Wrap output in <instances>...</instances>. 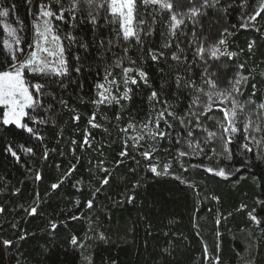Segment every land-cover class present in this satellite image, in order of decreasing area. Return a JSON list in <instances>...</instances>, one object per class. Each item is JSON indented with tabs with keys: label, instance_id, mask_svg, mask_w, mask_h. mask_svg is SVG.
Returning a JSON list of instances; mask_svg holds the SVG:
<instances>
[{
	"label": "trees",
	"instance_id": "1",
	"mask_svg": "<svg viewBox=\"0 0 264 264\" xmlns=\"http://www.w3.org/2000/svg\"><path fill=\"white\" fill-rule=\"evenodd\" d=\"M229 3L232 6L226 13L210 9L195 30L197 35L207 37L208 46L222 36L226 40L222 50L237 53L232 58L221 56L218 61L209 59V64L214 65L210 71L219 69L218 83L224 86L231 79L235 66L243 64L241 71L250 78L241 99L251 98L257 104L264 103V19L258 18L254 25L249 23L248 27H242V12L250 9L238 7L241 0H221L224 6ZM5 9L9 10V16H0V48H3V40L7 39L3 28L5 21L17 29L22 23L25 28L19 34L31 42L32 14L38 10V0H31V3L29 0H0V11ZM186 24V36L180 37V47L185 50L187 63L198 73L203 62L197 57L196 63H193L195 44L191 48L186 47L194 40L191 35L193 25L190 21ZM61 27L65 31L72 30L71 23ZM154 27L153 35L147 40L153 48H157L165 42L160 33L166 31V25L158 21ZM225 29L227 32H224ZM73 34L87 41L91 40L93 29L90 23L80 19ZM252 42L255 43L249 51ZM73 53L83 55L78 45L73 46L72 52L66 48L70 68L74 63L71 58ZM129 55L133 59L140 56L134 48ZM87 61L81 73H71L70 79L76 83L65 80L67 88L54 85L49 89L58 99L66 101L68 108L56 104L53 111L47 113L52 116L53 123L30 125L40 129L44 136L42 142L30 139L26 132L14 125L4 126L0 115V207L4 208V212L0 213V242H13L10 247L0 243V264H17V261L19 264H86L85 256L91 257L92 264H216V257H219V264H243L249 257L251 244L256 245L254 264H264V205L256 203L264 201V163L256 160L253 153H248L243 159L250 157L253 162L246 167L240 162L242 157L237 155L233 168L240 170L234 171L225 180L202 168H188L189 163L199 162L196 159L189 161L183 158L188 171L173 160L169 175L155 177L143 167L145 161L131 146L130 156L120 157L122 141L126 137L119 128L124 127L130 117L141 121L153 114L154 108L162 107V103L150 101L152 90L158 92L161 102L169 99L175 103L172 100L176 92L175 82L168 67L175 62L170 56L168 63L152 62L140 56L137 63L148 73L151 87L143 83L130 85L133 88L132 99L127 103L122 101V109L116 104L95 106L90 102L98 94L96 83L107 86V82L103 79V64L97 62L94 49ZM180 72L183 73L182 68ZM113 73L119 80L121 69L114 68ZM132 75L134 73H129V76ZM253 84L256 85L255 95L250 96L254 91ZM186 100L187 96L182 94L180 109L186 106ZM71 109H75V114L80 116L78 122L72 120L74 113ZM3 111V106H0V113ZM93 112L96 113V123L102 124V128L89 125ZM117 113L122 117L119 122L113 119ZM105 128L107 131H104ZM86 132L91 134V148L81 144ZM172 132L174 136L183 132L178 122ZM73 140L77 142L75 145L71 143ZM8 144L17 150L19 162L6 151ZM20 145L34 147L35 155L20 151ZM45 147L49 150L47 159L42 158ZM177 147L174 142L168 144L165 141L161 148L170 152H158L159 159L171 160ZM101 159L112 176L109 185L95 194L94 207L90 210L86 201L91 198L92 190L100 186L99 180L104 175L95 168L96 162ZM121 159L123 163L117 167L116 162ZM136 161H140V166ZM72 166L76 171L58 189L52 190L51 184L61 179ZM37 173L41 175L38 181L34 179ZM137 181L141 186L135 188ZM192 183L196 185L195 189L189 187ZM126 195H134L135 200L128 203ZM212 196L218 197L219 202ZM77 200L80 201L78 206L75 204ZM122 200L123 204L117 203ZM33 201H39V207L36 215H29L25 209ZM241 205L246 207L241 208ZM253 208L256 209L253 214L261 219L259 226L248 217ZM73 215L82 219L73 220ZM52 223L57 225L54 231ZM90 224L94 231L105 233L109 238L107 243L86 239V233L93 235L88 232ZM25 234L27 238L21 240L19 237ZM73 235L85 241L83 249L71 245Z\"/></svg>",
	"mask_w": 264,
	"mask_h": 264
},
{
	"label": "snow or ice",
	"instance_id": "2",
	"mask_svg": "<svg viewBox=\"0 0 264 264\" xmlns=\"http://www.w3.org/2000/svg\"><path fill=\"white\" fill-rule=\"evenodd\" d=\"M231 6V3L228 6L222 5L221 0H139V3L138 0H38V10L32 14L31 42L19 34L25 28L22 23L19 29L7 23L3 24L8 38L3 40V48H0V106L6 109L0 113L2 124L14 125L17 129L26 132L30 139L34 138L42 142L44 136L40 129L30 125L53 123L52 116L47 113L52 112L56 104L68 108L67 102L58 99L49 89L54 85L67 88L68 83H65V80L76 83L75 80L70 79L71 73L82 72L83 67L88 63L87 57L93 49L96 52L97 62L103 64V79L107 82V86L105 83H96L98 94L90 102L95 106L116 104L122 109L124 104L121 102L127 103L132 99L133 88L130 85L138 86L139 83H143L151 87L148 73L137 63L140 56L157 63H168L170 56L171 61L175 62L168 64L175 82L176 92L172 97L175 103L169 99L161 102L158 92L152 90L150 101L156 104L162 103V107L154 108L153 114L141 121L130 117L127 124L119 128L126 137L122 141L123 148L119 156L129 157L131 146V149L139 152L145 161L143 167L155 177L169 175L173 160L179 163L184 171H188V168H202L225 180L234 174V171L240 170L233 168V161L237 155L242 157L240 162L246 167L253 162L250 157L243 159L248 153H253L256 160L264 163V103L257 104L251 98L241 99L244 86L250 78L241 71L244 68L243 64L235 66L231 79L227 80L224 86L218 83L219 69L210 71L214 65L209 64V59L218 61L221 56L232 58L236 57L237 53L222 50L226 45V40L222 36L216 43L208 46L207 37L202 34L197 35L195 30V26L202 17L208 15L210 9L222 10L226 13ZM238 7L250 9L242 12V27H248L249 23L254 25L258 18L264 19V0H241ZM165 14H167L166 18ZM0 16L8 17L9 10L0 11ZM80 19L91 24L93 29L91 40L86 41L73 34ZM158 21L166 25V31L160 33L165 42L153 48L147 38L153 35L154 25ZM186 21H190L193 25L191 35L194 37L186 47L191 48L195 44L193 63H196L197 57L203 62L198 73L187 63L185 50L180 47L182 42L180 37L186 36L184 31L187 28ZM68 23L72 24L71 31H65L61 27ZM224 32H227V29ZM254 43L249 44V51ZM74 45L79 46L83 55L73 53L71 58L74 63L70 68L65 52L66 48L72 52ZM133 48L140 54L137 59L129 55ZM114 68L121 69L119 80L113 73ZM161 71L163 72V69ZM129 73L134 75L129 76ZM252 88L254 91L250 96L255 95L256 85L253 84ZM182 94L187 96V100L186 106L180 109ZM71 111L74 113L72 120L78 122L80 116L75 114V109ZM104 119L108 118L105 116ZM113 119L119 122L122 117L117 113ZM176 122L183 132L174 136L172 129ZM88 123L92 128L103 127L102 124L96 123L95 112L90 116ZM162 123L163 127H161ZM104 131L107 129L105 128ZM90 136V133H85L81 142L82 147H92ZM165 141L168 144L174 142L178 147L172 153L171 160L161 161L157 153L170 152L167 148H161ZM71 143L75 145L77 142L73 140ZM19 150L35 155L34 147L20 145ZM6 151L17 162L20 161L17 150H14L11 144L7 145ZM72 152L75 155V148ZM48 153L49 150L45 147L42 158L47 159ZM183 158H188L189 161L196 159L199 162L189 163L188 168H185ZM205 160L212 163L206 164ZM121 163H123L122 159L116 162V166ZM104 164L105 161L101 159L95 165V168L104 175L99 180L100 186L92 190L91 198L86 201V207L90 210L94 207L95 194L100 193L103 187L110 183L112 173ZM136 164L140 166V161H136ZM75 171V166L70 167L61 179L51 184V189H58ZM131 171L135 172V169ZM34 179L40 180L41 175L37 173ZM79 183L80 181L77 182ZM140 186L139 181L134 184L135 188ZM189 187L195 189L196 185L192 183ZM212 199L219 202L216 196H212ZM125 200L132 203L135 196L126 195ZM117 203L123 204L124 201ZM256 203L264 205V201L261 200ZM75 204L78 206L80 201L77 200ZM38 207L39 201H33L25 211L29 215H36ZM244 207L246 206L241 205V208ZM255 211V208L249 211L248 217L259 226L261 219L253 214ZM3 212L4 208L0 207V213ZM71 219L79 220L82 217L73 215ZM216 223L219 224L220 220L217 219ZM56 227L55 223L51 224L53 231ZM88 232L93 235L88 236L86 233V239L108 242L109 238L105 233L94 231L91 224ZM19 238L24 240L27 236L25 234ZM0 243L10 247L13 242L3 240ZM70 243L76 248L83 249L85 241L73 235ZM255 251L256 245L251 244L249 257L243 264H254ZM84 260L86 264H92L90 256H85ZM216 264H219V257H216Z\"/></svg>",
	"mask_w": 264,
	"mask_h": 264
},
{
	"label": "rangeland",
	"instance_id": "3",
	"mask_svg": "<svg viewBox=\"0 0 264 264\" xmlns=\"http://www.w3.org/2000/svg\"><path fill=\"white\" fill-rule=\"evenodd\" d=\"M32 20H33V18H32ZM4 23H7V22L5 21V22H3V24H4ZM7 24H8V23H7ZM9 25H10V24H9ZM11 26H12V25H11ZM12 27H13V26H12ZM7 38H8V36H7ZM4 110H6V109H4Z\"/></svg>",
	"mask_w": 264,
	"mask_h": 264
}]
</instances>
